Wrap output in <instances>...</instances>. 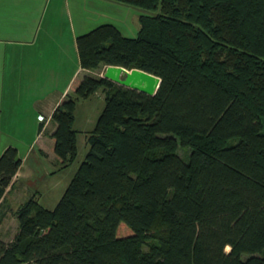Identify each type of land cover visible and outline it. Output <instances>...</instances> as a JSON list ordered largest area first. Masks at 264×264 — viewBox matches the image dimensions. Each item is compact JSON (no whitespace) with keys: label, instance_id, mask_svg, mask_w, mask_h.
<instances>
[{"label":"trees","instance_id":"16d2710c","mask_svg":"<svg viewBox=\"0 0 264 264\" xmlns=\"http://www.w3.org/2000/svg\"><path fill=\"white\" fill-rule=\"evenodd\" d=\"M114 1L155 13L134 37L109 22L78 35L81 66L140 68L160 86L148 95L87 74L57 105L66 168L77 100L105 96L62 196L18 206L0 264H264V0ZM21 164L17 147L1 153L0 199Z\"/></svg>","mask_w":264,"mask_h":264},{"label":"crops","instance_id":"0c3cea01","mask_svg":"<svg viewBox=\"0 0 264 264\" xmlns=\"http://www.w3.org/2000/svg\"><path fill=\"white\" fill-rule=\"evenodd\" d=\"M109 1L0 0V155L13 145L22 159L0 199V238L7 242L19 231L18 206L30 197L40 201L43 182L60 184L53 177L67 168L54 151L52 115L94 73L81 66L76 39L110 17L104 8Z\"/></svg>","mask_w":264,"mask_h":264},{"label":"rangeland","instance_id":"374dc122","mask_svg":"<svg viewBox=\"0 0 264 264\" xmlns=\"http://www.w3.org/2000/svg\"><path fill=\"white\" fill-rule=\"evenodd\" d=\"M109 3L110 5L104 6V8L108 16L110 17H102L98 19L99 21H96V23L89 25L90 28H93L101 23H114L126 36L134 37L138 34V30L140 28L139 15L142 13H155V11H150L141 7H136L119 2L109 1ZM105 68L106 66L94 69L93 75H100L97 72H101V70H103L104 74ZM104 106L105 96L102 89L97 90L88 98H79L77 100L74 127L78 130L79 153L73 164L68 166L64 172H61L60 175L58 174L57 176L53 177V180H57L58 182H60V184L55 186L54 183L51 182V178L43 182L44 184L40 186V201L44 206L53 208L56 205L57 201L62 196L73 175L77 171L80 163L84 160L86 151L88 149V144L86 143L85 139L86 134L94 127L99 115L104 109ZM26 134L28 135V133ZM25 137L27 138V136ZM21 150H25L24 145H21ZM191 150L192 148L189 145L182 144H179L177 149L178 153L185 161L189 160ZM43 158L44 163L50 165L45 156H43ZM63 175H67L65 181L62 178ZM61 178L63 182H61ZM130 233L131 230L124 223H121L119 234L128 235ZM227 250H229V247H227Z\"/></svg>","mask_w":264,"mask_h":264},{"label":"water","instance_id":"95a60500","mask_svg":"<svg viewBox=\"0 0 264 264\" xmlns=\"http://www.w3.org/2000/svg\"><path fill=\"white\" fill-rule=\"evenodd\" d=\"M103 76L148 95L156 94L161 83V77L158 75L140 68L128 69L121 65L106 66Z\"/></svg>","mask_w":264,"mask_h":264}]
</instances>
